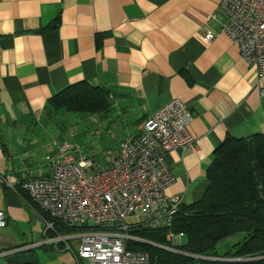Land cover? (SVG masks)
<instances>
[{"label": "crops", "instance_id": "obj_1", "mask_svg": "<svg viewBox=\"0 0 264 264\" xmlns=\"http://www.w3.org/2000/svg\"><path fill=\"white\" fill-rule=\"evenodd\" d=\"M220 2L0 0V208L7 221L0 256L43 238L41 230L38 239L28 241L32 233L24 231L21 241L14 239L13 229L34 217L20 179L49 173L45 156L57 154L51 128L59 114L47 109L48 100L72 83L109 90L106 113L116 107L131 122L123 141L172 98L185 102L198 151L164 155L174 175L166 193L180 195L185 205L202 197L206 169L226 136L264 133V95L237 43L219 32ZM206 32L214 34L209 42ZM45 251L65 264L61 245ZM29 252L37 262V252Z\"/></svg>", "mask_w": 264, "mask_h": 264}, {"label": "built area", "instance_id": "obj_2", "mask_svg": "<svg viewBox=\"0 0 264 264\" xmlns=\"http://www.w3.org/2000/svg\"><path fill=\"white\" fill-rule=\"evenodd\" d=\"M220 8L225 21L219 32L237 43L241 57L254 68V86L264 95V0H221ZM213 38L212 32L205 33L206 41ZM192 119L185 102L172 98L148 115L138 134L123 141L104 164L79 153L78 146L54 139L57 154L45 156L49 173L20 179L30 208L49 216L45 220L38 214L44 222L43 238L3 256L61 245L72 253L75 264H151L148 253L128 247L137 241L192 256L178 248L183 233L171 229L183 201L180 195L166 193L174 175L164 160L171 150L198 151L189 131ZM6 222L0 208V228ZM139 227L164 228L169 245L129 233Z\"/></svg>", "mask_w": 264, "mask_h": 264}, {"label": "trees", "instance_id": "obj_3", "mask_svg": "<svg viewBox=\"0 0 264 264\" xmlns=\"http://www.w3.org/2000/svg\"><path fill=\"white\" fill-rule=\"evenodd\" d=\"M110 97L107 88L80 80L53 95L47 109L53 114L103 115L110 107ZM205 176L207 186L202 197L192 204H182L171 225L173 231L187 238L178 248L192 256L141 241L130 242L128 247L148 253L151 264H264V133L226 136L214 149ZM37 212L49 220L46 213ZM129 233L169 245L164 228L139 227ZM234 235L240 238L226 243L225 251L218 253V243ZM196 255L202 258L193 257Z\"/></svg>", "mask_w": 264, "mask_h": 264}, {"label": "rangeland", "instance_id": "obj_4", "mask_svg": "<svg viewBox=\"0 0 264 264\" xmlns=\"http://www.w3.org/2000/svg\"><path fill=\"white\" fill-rule=\"evenodd\" d=\"M106 114H77L70 112L62 114L61 112L56 123H53V127L51 128L53 129L55 127L52 137L60 143L67 142L70 145L78 146L79 153L94 159L100 164H104L109 156L116 153L122 141L127 137V133L132 130V126L130 125L131 122L126 124V122L120 118L116 107L108 112L107 115ZM26 195H28V193ZM29 210L34 215V219L29 218V215H27V219L13 229V236L16 241H21L23 239L24 236L22 231H24L26 237L29 236V232L32 233L30 234L31 237L28 238V241L38 239L41 235V230L43 231V220L32 208ZM129 220H131V218H129ZM237 238H240V236L234 235L220 241L217 245V252L223 253L225 251V244ZM179 242L180 247L184 246L187 242L186 236L183 235ZM156 247L160 248L158 246ZM33 249L39 255V260L32 264L62 263V261H53L50 255L46 253V249L42 246H34ZM160 249L165 250L164 248ZM63 253L65 264H75L73 255L69 250H66ZM193 257H197V255ZM205 258L209 259L210 257H204V259ZM0 264L13 263L8 262L7 258L0 256Z\"/></svg>", "mask_w": 264, "mask_h": 264}, {"label": "water", "instance_id": "obj_5", "mask_svg": "<svg viewBox=\"0 0 264 264\" xmlns=\"http://www.w3.org/2000/svg\"><path fill=\"white\" fill-rule=\"evenodd\" d=\"M7 261L13 264H32L36 261V257L32 252L25 253H9L4 256Z\"/></svg>", "mask_w": 264, "mask_h": 264}]
</instances>
